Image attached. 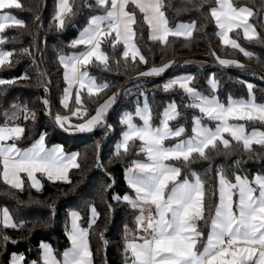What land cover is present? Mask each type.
Wrapping results in <instances>:
<instances>
[{
	"label": "snow or ice",
	"instance_id": "1",
	"mask_svg": "<svg viewBox=\"0 0 264 264\" xmlns=\"http://www.w3.org/2000/svg\"><path fill=\"white\" fill-rule=\"evenodd\" d=\"M250 2L256 4V0ZM209 5L204 18L214 22L219 29L215 35L224 45L238 49L252 59L253 53L242 48L236 39L230 38L229 33L242 29L243 37L249 42L264 44V39L249 22L250 18L255 17L264 25V0H260L255 10L247 5L237 6V0H182V9L177 8V14L181 10L200 11ZM23 7L20 0H0V33L4 32L6 26L27 27L23 20L4 12L23 10ZM84 7H95L103 14L90 16L79 37L71 42L70 47L83 46L82 51L59 56V63L64 68L63 79L67 84L65 93L79 84L76 104L81 106V90L87 88L91 96L110 86L106 82L97 84L88 70L89 65L102 66L104 71L111 70L110 57L102 50L104 42H108L113 52L117 45H123L120 59H115L117 66L121 59L127 66L130 55L131 63H136L139 56V62L147 64V59L140 54L135 43L141 26L137 12L142 17L143 25L148 28V39L163 46L169 45L170 36L190 41L198 30L196 21L169 27L166 9L174 7L169 0H80L79 4L77 0H57L53 18L54 22H58L56 29L63 30L66 23L71 22ZM39 20L40 17L36 16L35 22ZM236 35L240 33L236 32ZM6 42V38L0 36V45ZM22 53L32 55L27 48L22 49ZM14 54L13 51L0 49V67L11 66ZM212 55L216 56V53ZM217 60L225 67H244L235 60L218 56ZM174 63L169 61L161 66H152L148 71L138 73V77L159 76ZM194 80V76H183L163 85L165 92L178 86L183 93L181 99L187 98L184 107L199 112L200 115L193 114L191 117V135L187 134L188 129L183 124L172 126L169 123L182 118L175 101L165 107L158 125L152 123L147 98L142 106L137 104L134 113L126 112L120 118L124 130L121 141L116 145L115 155L127 156L135 150V155L143 154L145 157L144 160H133L126 169L127 184L134 196L113 197L117 202L122 200L135 213V228L130 229L127 224L124 226V264H264V174L257 173L249 179L234 172V178L230 179L221 167L216 170L218 183L210 192L205 186L206 181L197 172L190 171L191 178H181L183 169L168 163L176 161L190 169V165L197 160L211 161L213 153L227 156L233 149L247 153L249 159L257 158L260 152L254 146L264 150V103L256 102L252 84H247L248 99H235L229 95L227 103H224L216 94L219 82L214 76L208 81L212 95H205L192 87ZM15 82L0 79V85ZM120 94L117 91L109 96L98 105L95 115L87 120L79 116L82 123L73 125L68 117L58 114L53 119L66 131L91 132L96 126L104 124L107 110ZM42 103L45 114L52 116L49 101L45 99ZM62 104L67 107L64 100ZM11 108L12 112L3 113L4 121L0 123V178L3 183L12 190L22 192L25 181L21 174H24L31 181V187L39 191L42 185L35 178V173L46 174L53 182L71 183L68 172L81 167L78 163L79 153H65L59 145L47 147L46 134H41L30 147L20 148L18 141L23 139L26 126L16 121L22 117L25 121L34 122L36 113L26 105L13 103ZM76 112H80V109ZM137 118L142 123H136ZM248 124L260 127L248 131ZM107 127L111 128L110 125ZM170 140L175 143L166 144ZM234 163L239 165L240 161ZM97 166L102 167L98 154ZM111 186L107 185L105 191ZM89 208L91 219L87 228L78 223L81 219L78 212H70L71 228L66 230L70 247L61 254V258H57L49 244L41 243L42 264H93L89 236L99 214L94 204ZM0 224L5 229L23 227L13 221L7 208L2 210ZM99 235L104 240V233ZM2 239L8 241L9 237L3 235ZM104 243L106 245L107 241L104 240ZM24 259L23 255H13L11 264H21ZM32 264L37 262L33 261Z\"/></svg>",
	"mask_w": 264,
	"mask_h": 264
},
{
	"label": "trees",
	"instance_id": "2",
	"mask_svg": "<svg viewBox=\"0 0 264 264\" xmlns=\"http://www.w3.org/2000/svg\"><path fill=\"white\" fill-rule=\"evenodd\" d=\"M54 1L46 0L45 11L35 27H33V22L41 12L44 0H20L24 6L23 10H9L17 19L23 20L27 27L6 26L4 32L0 33V36L7 40L6 43L0 45V49L15 53L11 58L13 60L11 66L0 67V79L16 80L14 84L0 85V123L4 121L3 113L5 111H13L11 108L13 103L21 106L26 105L28 109L36 113V119L34 122L32 120L23 121L21 117L16 121V123L26 126L25 135L22 140L18 141V145H29L41 134H46L47 147L57 144L63 147L65 153H79L78 163L81 167L70 169L68 172L71 183L50 182L38 175V180L42 185L39 191L30 188L25 180L22 192L10 189L0 180V208H7L13 221L17 225H23L16 229H5L0 225V264H9L12 255H23L25 259L22 264H32L33 261L42 264L41 243L49 244L57 258H61V254L70 247L66 235L68 213L78 212L81 216L79 224L87 228L89 206L93 204L99 214L89 236L93 264H124V226L127 224L130 229L135 228L133 222L135 213L122 200L117 202L113 197L131 194L123 174L131 166L133 160H144V156L143 154L135 155V150L127 156L117 157L115 155L116 145L124 130L120 124V116L126 112H133L137 104L140 105L142 99L147 98L153 116L152 123L158 125L162 110L167 104L175 101L182 113V118L169 123L172 126L183 124L188 129L187 134L190 135L191 117L193 114L197 115L196 111L184 107L187 98L181 99L183 93L179 88L165 92L162 87L167 78L181 73L194 76L195 80L191 86L205 95L209 93V87L206 84L208 76L213 75L219 82V90L216 94L222 102H225L229 95L235 99H245L246 84H252L256 102L264 103V80L259 75H264V44L256 41L249 42L240 35L237 36L236 32H232V36L241 47L253 53V58L249 59L238 49L224 46L219 42L215 35L214 23L206 21L204 18L211 5L200 11L181 10L177 14V8L182 9V0H169V3L174 5V7L166 9L169 26L176 22L196 21L198 30L193 33V38L190 41L170 36L169 45L163 46L159 42H152L148 39L147 27L143 25L142 17L137 12L141 26L138 29L135 43L139 47L140 54L147 59V64L140 63L137 58L136 63H131L129 58L127 66L122 59L120 65L117 66L115 59H120L121 44L117 45L116 51L113 52L108 42H104L102 50L110 57L111 70L104 71L102 66L93 65H89L88 70L97 82L101 84L106 82L110 86L98 95L90 96L83 91L80 92L82 106H79L87 110V115L83 116V119L89 118L100 103L116 93L120 85L138 77V73L148 71L152 66H161L169 61H174L180 56H206L219 64L218 56L221 59L238 61L244 65L241 68L254 70L222 71L209 61L202 60L204 64L199 66L186 64L189 58H183L169 73L159 79H139L125 86L121 99L111 110L103 130L89 136L68 137L64 134L84 133H69L64 128L58 127L54 121L59 132L56 131L50 124L48 115L45 114L46 109L42 101L48 100V92H50L53 116L67 113L59 105L63 80L58 57L69 51L78 50V48L70 47L71 42L87 23L88 18L100 10L95 7L81 8L71 22L66 23L63 30H57L56 22L53 19L55 16ZM89 2H93V0H89ZM259 2L260 0H256L254 5L250 0H237V6L247 5L255 10ZM79 3L80 0H77V4ZM250 22L264 39V25L255 17L250 18ZM141 36L142 38H140ZM35 37L38 40V50L37 59L34 62ZM26 48L31 50L32 55L22 53V49ZM213 52L216 53V56L212 55ZM37 63L43 73L41 75L42 82ZM23 76H27L28 79H17ZM74 122L78 123L79 121ZM108 125L111 128H108ZM100 126H96L93 130ZM253 127L260 126L248 124L247 130H252ZM254 147H257V151L260 152V155L254 159H249L248 154L240 149H233L232 153L227 156L213 153L211 161L197 160L190 165V169L176 161L173 164L183 169L181 178L184 176L191 178L190 171L197 172L206 181L205 186L211 192L216 186V170L221 167L230 179L234 178L232 175L234 172L241 176H247L249 179H252L257 173L264 174V150H260L258 146ZM97 154L102 167L97 166ZM235 161H240L239 165L234 163ZM107 185L112 186L105 191ZM109 205H111V209ZM101 232L104 233L106 245L100 238L99 233ZM3 235H7L9 240L4 241Z\"/></svg>",
	"mask_w": 264,
	"mask_h": 264
},
{
	"label": "crops",
	"instance_id": "3",
	"mask_svg": "<svg viewBox=\"0 0 264 264\" xmlns=\"http://www.w3.org/2000/svg\"><path fill=\"white\" fill-rule=\"evenodd\" d=\"M239 6H244V5H239ZM56 9H57V0H55L54 1V13H56ZM4 12L6 13V14H11V15H13L12 13H10L9 12V10H4ZM100 14H103L101 11L100 12H98V13H96V14H93V15H100ZM92 16V15H91ZM89 19V18H88ZM88 21V20H87ZM249 22H250V19H249ZM56 23H58V22H56ZM180 23H185V24H188V23H191V22H176L174 25H172V26H169V27H172V28H174L177 24H180ZM214 23V22H213ZM251 23V22H250ZM86 25H87V23L80 29V31H82L83 30V28L84 27H86ZM214 25H215V23H214ZM80 31L76 34V36L74 37V39L73 40H75V39H77L78 37H79V33H80ZM217 31H219V29H217L216 28V26H215V33L217 32ZM233 32H239L240 33V36L242 37V38H244L243 37V30L242 29H236V30H234ZM147 33H148V35H149V31H148V28H147ZM232 33V32H231ZM231 33H229V36H230V38H233V39H235V37L234 36H232V34ZM180 38H183V37H180ZM245 39V38H244ZM218 40H219V42L222 44V45H224L222 42H221V40L219 39V37H218ZM224 46H227V45H224ZM228 47H230V46H228ZM78 48V50H72V51H69L68 53H66V54H64V55H66V56H70V55H72V54H74V53H78V52H80V51H82L83 50V46H79V47H77ZM123 45L121 44V54H122V52H123ZM5 51V50H4ZM130 59H131V55H130V57H129ZM137 59H139V56H137L136 57ZM58 62H59V57H58ZM60 64V63H59ZM61 66V65H60ZM61 68H62V80H63V88H62V93H61V97H60V101H59V105H60V107L63 109V110H66L67 111V113L66 114H64V115H60V116H62V117H68L69 118V120L71 121V124H73V125H76V124H79V123H82L83 122V120H81V119H78V117L79 116H84V109H82L78 104H76V91L79 89V84H76V85H74V87H73V89L69 92V93H65V88L67 87V84L65 83V81H64V79H63V72H64V68L61 66ZM93 77V76H92ZM97 82V81H96ZM97 84H101V83H99V82H97ZM163 85H164V83L162 84V87H163ZM86 89V88H85ZM85 89H83V90H81V91H83V92H85ZM80 91V92H81ZM86 93V92H85ZM106 99H108V98H106ZM105 99V100H106ZM62 100H64V102L67 104V107H64V105L62 104ZM104 100V101H105ZM143 100V99H142ZM103 101V102H104ZM102 102V103H103ZM102 103H100V104H102ZM143 101H141V103H140V105L142 106L143 105ZM168 105V104H167ZM167 105L165 106V107H167ZM98 107V106H97ZM97 107H96V109H97ZM80 109V112H76V110L77 109ZM96 109H95V111H94V113L91 115V116H94L95 115V113H96ZM165 109V108H164ZM163 109V110H164ZM163 110H162V112H163ZM135 112V110L132 112V113H134ZM73 113H76V115H73ZM124 115V113L120 116V118L122 117ZM90 116V117H91ZM89 117V118H90ZM88 119V118H87ZM87 119H84V120H87ZM160 119H161V116H160ZM160 119H159V122H160ZM74 121H79L78 123H75ZM135 122L136 123H142L141 121H139L138 120V118L135 120ZM121 124V123H120ZM57 125V124H56ZM58 127H60L59 125H57ZM124 127V126H123ZM249 131H251V130H249ZM67 132H69V133H80V132H77V131H67ZM190 132H191V127H190ZM84 133H87V132H84ZM191 135V134H190ZM122 138V137H121ZM121 138H120V141H121ZM183 138V137H182ZM37 139H39V138H36L35 140H37ZM35 140H33L29 145H26V146H19L20 148H27V147H30L31 146V144L35 141ZM119 141V142H120ZM166 142H170V143H166V144H173V143H175V141L174 140H170V141H166ZM53 146H58L57 144H54V145H51V146H48L49 148H51V147H53ZM60 146V145H59ZM68 154H71V153H68ZM144 159H145V157H144ZM173 162L174 161H171V162H168V163H172L173 164ZM73 169V168H72ZM38 175H41V176H43L46 180H48V181H50L48 178H47V176H46V174H43V173H35V178L38 180ZM21 176H22V178L27 182V184L30 186V188H32L31 187V181L30 180H28V178L24 175V174H21ZM254 177V176H253ZM252 177V178H253ZM123 178H124V181H125V183H126V185H127V187H128V184H127V180H126V171L124 172V174H123ZM0 180L3 182V180H2V178H0ZM40 182V181H39ZM50 182H53V181H50ZM59 182H62V181H59ZM217 183H218V180H216V185H217ZM129 188V187H128ZM33 190H36L35 188H32ZM130 189V188H129ZM131 190V189H130ZM130 196H134V192L131 190V194H130ZM123 197V196H122ZM4 208H0V219H2V210H3ZM90 219H91V212H90V210H89V212H88V223H89V221H90ZM78 223H79V221H78ZM1 226H2V224H0ZM71 228V218H70V212L68 213V216H67V229H70ZM123 237H124V233H123ZM69 241V240H68ZM69 243H70V241H69ZM12 257H13V255L11 256V258H10V261H9V264H11V259H12ZM41 262H42V249H41ZM21 264H22V262H21Z\"/></svg>",
	"mask_w": 264,
	"mask_h": 264
},
{
	"label": "water",
	"instance_id": "4",
	"mask_svg": "<svg viewBox=\"0 0 264 264\" xmlns=\"http://www.w3.org/2000/svg\"><path fill=\"white\" fill-rule=\"evenodd\" d=\"M45 7H46V0H44V4H43V8L41 10V12L39 13V17L41 18V16L43 15L44 11H45ZM37 22H33V27H35ZM34 44H35V47H34V59L36 60L37 59V50H38V40L37 38L35 37L34 38ZM183 58H195V59H199V60H204V61H209L211 63H213V65L215 67H217L218 69L222 70V71H236V72H239V71H253L254 69L252 68H241V67H230V68H224L222 67L221 65H219L218 63H216L214 61V59L210 58V57H206V56H197V55H184V56H180V57H177L174 61L175 63L172 64L171 67H169L164 73H162L161 75L159 76H148V77H136V78H133V79H130L128 80L127 82L123 83L122 85L119 86L118 88V91H120V95L117 97L116 99V102L107 110V113H106V116H105V122L104 124H102L100 127H98L97 129L91 131V132H87V133H84V134H78V135H71V134H64L68 137H80V136H89V135H93L97 132H100L101 130H103L107 124V119H108V116L111 112V110L118 104V102L120 101L121 99V95H122V91H123V88L127 85H129L131 82L135 81V80H139V79H146V80H156V79H159L163 76H165L167 73H169L174 67L175 65ZM37 68H38V71H39V74H40V78H41V82H42V77H41V71H40V67H39V64L37 63ZM262 79L264 80V75L262 74H259ZM48 101H49V109L52 113V116H49L48 115V118H49V121H50V124L52 125V127L58 131V129L56 128L55 126V123H54V119H53V112H52V101H51V95H50V92H48ZM59 132V131H58Z\"/></svg>",
	"mask_w": 264,
	"mask_h": 264
},
{
	"label": "rangeland",
	"instance_id": "5",
	"mask_svg": "<svg viewBox=\"0 0 264 264\" xmlns=\"http://www.w3.org/2000/svg\"><path fill=\"white\" fill-rule=\"evenodd\" d=\"M186 64H196V65L202 66L204 64V62L202 60H199V59L189 58V59H187ZM183 76H190V75L186 74V73H181V74H178V75H175V76L167 78L163 83L166 84V83H168L169 81H171L173 79H177V78H180V77H183ZM212 77H213V75H209L208 76V79H207V82H206L208 87H209L208 81ZM247 84H246V88H247ZM177 88H178V86H177ZM180 91L182 92V90H180ZM246 91H247V95H246L245 99H248V88L246 89ZM85 92L88 94L87 88L85 89ZM207 95H212L210 89H209V93ZM144 100H145V98H143L142 101L144 102ZM224 103H227V100ZM195 111H196L197 115H200L197 110H195ZM29 121H31V120H29ZM211 126H214V125H211ZM225 135H227V134H225Z\"/></svg>",
	"mask_w": 264,
	"mask_h": 264
},
{
	"label": "built area",
	"instance_id": "6",
	"mask_svg": "<svg viewBox=\"0 0 264 264\" xmlns=\"http://www.w3.org/2000/svg\"><path fill=\"white\" fill-rule=\"evenodd\" d=\"M23 121H25L23 118H22Z\"/></svg>",
	"mask_w": 264,
	"mask_h": 264
}]
</instances>
